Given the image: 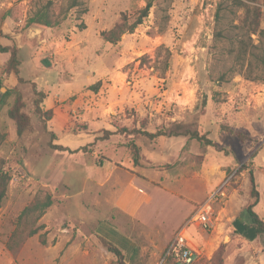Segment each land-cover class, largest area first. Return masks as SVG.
I'll return each instance as SVG.
<instances>
[{
	"label": "rangeland",
	"instance_id": "rangeland-1",
	"mask_svg": "<svg viewBox=\"0 0 264 264\" xmlns=\"http://www.w3.org/2000/svg\"><path fill=\"white\" fill-rule=\"evenodd\" d=\"M39 1L0 0V46L20 48L25 80L3 77L10 54L0 51V91L7 88L0 101L5 134L0 159L11 174L0 207V264H161L178 224L187 222L224 176L231 177L226 195L212 205L214 226L189 225L197 249L193 264H264V240L247 211L255 201V186L260 200L254 209L264 220V33H252L260 47L247 59L258 79L239 71L229 51L244 8L231 0H158L144 22L114 44L102 31L123 12L134 14L146 0H85L80 8L87 11L80 18L72 10L59 26L27 27ZM260 5L264 13V0ZM215 30L224 36L215 40ZM161 45L172 52L168 65L165 50L157 57ZM33 83L48 95L43 109L54 113L47 128ZM14 88L23 94V110L33 126L21 136L8 115L16 93L6 94ZM175 122L205 134L212 144L189 137L155 141L136 132L169 130ZM234 131L245 134V141ZM52 143L78 150L56 149ZM167 143L172 155L164 151ZM143 154L178 167L148 170L162 180L164 190L175 193L155 196L151 226L116 214L112 203L104 202L113 195L116 177H131L122 168L138 166ZM108 162L119 167L104 184ZM177 176L185 178L176 182ZM47 196L52 204L44 209L40 204ZM105 240L122 249V259Z\"/></svg>",
	"mask_w": 264,
	"mask_h": 264
},
{
	"label": "trees",
	"instance_id": "trees-1",
	"mask_svg": "<svg viewBox=\"0 0 264 264\" xmlns=\"http://www.w3.org/2000/svg\"><path fill=\"white\" fill-rule=\"evenodd\" d=\"M158 0H146V5L138 8L134 14H128L123 12L121 15L120 20L109 30L102 31V37L111 42V43H118L121 41L123 34L125 33H133L137 27L144 22V20L149 16L151 9L154 7L155 3ZM232 4L236 7L244 8V16L239 20L238 24H234V28L237 29L238 36L236 38V42L234 46L230 48L231 53H235L237 62L239 64V71H243L246 77L251 80L258 79L256 76L253 75L254 66L252 61H249L247 64L248 56H254V50L260 45H256L253 42L252 33H264V28H262V22L264 19V13L262 7L260 5V0H231ZM85 0H42L39 1L38 4L33 8V10L29 13L26 25L27 27H40V28H53L56 26L61 25L69 16L72 10H75L78 14V18H80L81 13H85L87 8H80L84 5ZM258 3V4H254ZM223 3L221 2L217 8L215 19L217 21V26L222 19V10H223ZM80 9L82 12H80ZM159 10H156V16L158 18ZM80 15V16H79ZM134 19L131 21V19ZM162 28V27H161ZM223 32L221 30L214 31V39L219 40L223 37ZM166 51V65L169 64L172 52L169 48L161 45L157 52V57H159L162 51ZM0 51L3 53H9L10 56L2 70L3 77H8L10 75H15L19 82L25 81L24 78L21 76V58H20V48L16 45H1ZM247 65V66H246ZM246 66V67H245ZM245 69V70H244ZM34 85V93L36 95L35 104L37 107V111L39 112L40 116L45 121V127L47 128V121L51 120L53 117V111L47 110L45 111L42 107V103L44 102L45 98L48 96L47 93L43 90H38L35 83ZM11 92L16 93V99L13 105L8 110V115L11 119L14 120L16 124V129L18 135H22L25 131L30 130L33 128L31 119L27 113L24 112V108L26 106L23 94L18 88H14V90H9L6 95H9ZM5 95V96H6ZM4 101V100H3ZM2 101V102H3ZM232 131V130H231ZM139 136H145L148 139L156 140L158 137H189V138H197L198 140H205L208 143L212 144V140L208 139L205 134H201L198 130L192 129L187 124H183L181 122H175L169 130H158L156 132H149L147 130H137L136 131ZM54 138H56V132L50 131ZM105 133L111 134L114 133L110 130H105ZM237 137L241 140L245 141L247 138L245 134L240 131H234ZM5 134L0 131V143L4 140ZM53 148L60 149V150H70V151H77L78 149L71 150L70 147L65 146L63 144H51ZM134 145V150L136 153L140 151V148ZM137 161V159H136ZM138 162V161H137ZM138 164V163H137ZM11 180V174L5 169L2 160L0 159V207L2 205L3 200L5 199L8 191V186ZM253 185H255L254 179H252ZM253 197H255V201L248 206V213L251 218L252 226H254L257 230V233L261 235L264 240V220L259 216V214L254 209L255 206L259 202L260 193L259 190L253 186L252 189ZM52 204V197L47 196V199L43 201L40 205L42 208H47ZM27 209H31L27 207ZM106 247L114 252L119 259L123 258L122 249L117 246L116 244L112 243L111 241L105 240ZM169 260L176 264L173 258H169ZM123 264V263H121Z\"/></svg>",
	"mask_w": 264,
	"mask_h": 264
},
{
	"label": "crops",
	"instance_id": "crops-1",
	"mask_svg": "<svg viewBox=\"0 0 264 264\" xmlns=\"http://www.w3.org/2000/svg\"><path fill=\"white\" fill-rule=\"evenodd\" d=\"M174 138L180 139L179 141H187V138L184 136ZM170 146L171 145L167 143V145L164 147L165 149L163 148L164 151L168 154L173 153L170 149ZM175 163L155 161L154 159H150L143 154L141 158V164L132 168H122V171L129 173L131 177L126 181H121L118 179V177L115 178V182L111 185L113 195L107 197V199L104 200L105 204L112 203V209L116 212V214H120L123 217L130 218L131 220L141 225L151 226L149 224L150 218L152 216V212L155 211V208H157L158 205L156 203L154 206V200L158 199V197L155 196L166 192L165 195H167V197H171L175 193L173 191H169L168 189L164 190L162 180L152 178L149 175L148 170L158 169L163 172H167V169H178L176 165L173 167ZM104 165L105 164H101L99 166ZM107 165L109 166V175L107 176V178H105V181L103 182L104 184L109 183L112 180V176L115 175L116 169L119 167L117 165L111 164V162H108ZM187 172L188 171L184 172V175L182 174V176L186 177ZM185 177H181V179H179V177L177 176L175 181L180 182L182 178ZM223 178L225 179L226 176H224ZM260 192L262 195V190H260ZM101 204L103 203L101 202ZM183 220L178 224V227L183 225ZM103 221H108V218L106 220H98V222L100 223H102Z\"/></svg>",
	"mask_w": 264,
	"mask_h": 264
},
{
	"label": "built area",
	"instance_id": "built-area-1",
	"mask_svg": "<svg viewBox=\"0 0 264 264\" xmlns=\"http://www.w3.org/2000/svg\"><path fill=\"white\" fill-rule=\"evenodd\" d=\"M230 177L225 178L223 183L211 192L207 200L195 209L187 222L175 232L164 252L161 264H165L169 258H173L176 264H193L195 262L197 249L191 243L193 235L189 231V225L197 222L205 229L214 226L212 205L226 195V185L229 183Z\"/></svg>",
	"mask_w": 264,
	"mask_h": 264
},
{
	"label": "water",
	"instance_id": "water-1",
	"mask_svg": "<svg viewBox=\"0 0 264 264\" xmlns=\"http://www.w3.org/2000/svg\"><path fill=\"white\" fill-rule=\"evenodd\" d=\"M6 90H7V88L4 87V86L1 88V91H0V101H1V99L3 97L4 92H6Z\"/></svg>",
	"mask_w": 264,
	"mask_h": 264
}]
</instances>
